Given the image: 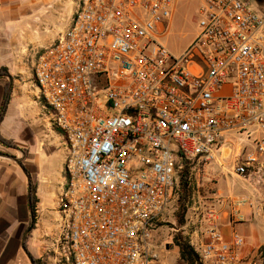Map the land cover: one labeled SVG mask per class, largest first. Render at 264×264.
Listing matches in <instances>:
<instances>
[{
    "label": "built area",
    "instance_id": "built-area-1",
    "mask_svg": "<svg viewBox=\"0 0 264 264\" xmlns=\"http://www.w3.org/2000/svg\"><path fill=\"white\" fill-rule=\"evenodd\" d=\"M201 1L180 57L157 39L173 0H74L68 29L36 53L32 80L67 152L59 264H159L150 239L184 166L202 174L228 133L259 138L237 177L264 155V13ZM206 235L190 242L200 264H243L241 236Z\"/></svg>",
    "mask_w": 264,
    "mask_h": 264
},
{
    "label": "crops",
    "instance_id": "crops-1",
    "mask_svg": "<svg viewBox=\"0 0 264 264\" xmlns=\"http://www.w3.org/2000/svg\"><path fill=\"white\" fill-rule=\"evenodd\" d=\"M74 7V0H0V24L5 26L11 50H18L8 62L10 66H1L8 68L9 75L0 77V109L6 84L8 106H16L13 132L8 136L0 132L15 145L5 147L9 160L0 159V264L60 261L55 243L61 224L58 198L65 184L67 152L62 135L51 127L49 111L39 99L32 80L35 61L29 67L27 53L50 46L57 39L53 31L64 33ZM7 113L8 107L0 127ZM257 139L226 135L216 162L209 163L201 174L211 191L209 204L190 219L187 234L191 244L206 242L210 229L225 241L238 234L244 240L243 264H264L260 253L264 247V155L258 156L247 178L233 173L235 165L254 152ZM31 188L36 197L34 212Z\"/></svg>",
    "mask_w": 264,
    "mask_h": 264
},
{
    "label": "rangeland",
    "instance_id": "rangeland-1",
    "mask_svg": "<svg viewBox=\"0 0 264 264\" xmlns=\"http://www.w3.org/2000/svg\"><path fill=\"white\" fill-rule=\"evenodd\" d=\"M252 8L260 13H264V0H250ZM201 0H173V7L168 20L162 25V29L157 33V39L164 45L167 50L174 56L180 57L189 50L195 43L199 29V9L201 7ZM76 6L74 7V11ZM73 10V8H71ZM13 26V25H12ZM61 28V27H60ZM53 30H55L53 28ZM52 34L58 38L62 32L53 31ZM34 50V49H32ZM18 50H11L9 47V40L7 38V31L5 26L0 24V67L5 66L9 61H12V57L16 55ZM37 52H28L27 65H31L32 60L36 58ZM2 68V67H1ZM0 68V69H1ZM7 72L4 76L9 75ZM22 79V78H21ZM20 79V80H21ZM5 88L9 91V85L6 84ZM5 90V89H4ZM38 90V89H37ZM229 86L220 91L221 95H225L229 92ZM16 106H8V113L5 121L0 127V132L4 136H8L10 132H13L15 127V112ZM256 137V136H253ZM0 153L6 154L5 146H0ZM206 182L202 180L201 174H196V171H191L190 174V188L191 196L188 200V208L185 215L187 223L180 227L176 220V212L179 206L180 191L174 190V199L171 205L168 206L166 214L162 218V222L158 225L156 233L152 235L150 244L156 247L157 251L161 255V261L159 264H183L175 250L172 238L175 233H181L188 238L187 234H190V219L195 213H200L206 209L210 201V188L206 186ZM189 223V224H188Z\"/></svg>",
    "mask_w": 264,
    "mask_h": 264
},
{
    "label": "trees",
    "instance_id": "trees-1",
    "mask_svg": "<svg viewBox=\"0 0 264 264\" xmlns=\"http://www.w3.org/2000/svg\"><path fill=\"white\" fill-rule=\"evenodd\" d=\"M6 68L2 67L0 69V77L6 74ZM10 94L8 89L5 88L3 101L0 109V124L3 121V118L6 114L8 103H9ZM0 144L7 148H14L15 145L11 140H7L3 138L0 134ZM177 189L180 191L179 197V206L176 212V220L180 227H183L187 221L185 220V215L188 206V200L191 196V188H190V170L187 166H184L180 178L177 184ZM31 204L32 210L34 212V206L36 203L35 190L31 188ZM174 246L178 249V256L180 261L183 264H200L198 262V258L194 248L190 245V242L187 237L183 236L181 233H175L172 238ZM261 256L264 261V247L260 249ZM33 264H41L38 260H33Z\"/></svg>",
    "mask_w": 264,
    "mask_h": 264
},
{
    "label": "water",
    "instance_id": "water-1",
    "mask_svg": "<svg viewBox=\"0 0 264 264\" xmlns=\"http://www.w3.org/2000/svg\"><path fill=\"white\" fill-rule=\"evenodd\" d=\"M0 159H6V160H9L10 157H9L8 155H5V154L0 153ZM29 195H30V192H29Z\"/></svg>",
    "mask_w": 264,
    "mask_h": 264
}]
</instances>
